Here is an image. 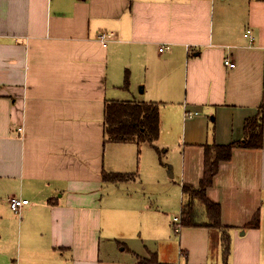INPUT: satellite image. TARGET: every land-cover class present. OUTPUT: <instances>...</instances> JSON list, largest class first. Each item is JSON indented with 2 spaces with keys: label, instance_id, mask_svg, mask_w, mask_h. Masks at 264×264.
<instances>
[{
  "label": "crops",
  "instance_id": "1",
  "mask_svg": "<svg viewBox=\"0 0 264 264\" xmlns=\"http://www.w3.org/2000/svg\"><path fill=\"white\" fill-rule=\"evenodd\" d=\"M113 100L159 103V139L174 142L163 169L154 159V190L172 185L181 218L208 149L237 142L207 188L227 258L221 228L182 224L174 237L172 210L133 187L140 143L106 140ZM261 107L264 0H0V264H264V142H240ZM12 195L30 200L20 213Z\"/></svg>",
  "mask_w": 264,
  "mask_h": 264
},
{
  "label": "trees",
  "instance_id": "2",
  "mask_svg": "<svg viewBox=\"0 0 264 264\" xmlns=\"http://www.w3.org/2000/svg\"><path fill=\"white\" fill-rule=\"evenodd\" d=\"M161 131L160 105L157 102L119 101L106 102L104 116V133L106 140L112 141H136L150 142L157 147ZM264 140V117L263 107L254 117H249L244 125V137L240 141L244 146L262 147ZM237 143V142H236ZM234 142L218 145L206 153L205 167L202 179L198 187L191 184H184L183 191L186 199L182 208V224L198 225L205 224L215 228H221L223 254L227 258L230 251V234L221 220V206L211 200L207 195V188L213 183L221 160L229 159L233 154ZM212 145L209 147L211 148ZM158 149V147H157ZM134 173H107L104 172L105 180L120 181L131 179ZM195 200H200L206 207L208 222L198 219L197 205ZM260 214L256 212L253 219L247 224L250 227H258Z\"/></svg>",
  "mask_w": 264,
  "mask_h": 264
},
{
  "label": "rangeland",
  "instance_id": "3",
  "mask_svg": "<svg viewBox=\"0 0 264 264\" xmlns=\"http://www.w3.org/2000/svg\"><path fill=\"white\" fill-rule=\"evenodd\" d=\"M172 142H174V136L172 135V133L169 131H164L162 137L156 141V145L158 149L157 147L152 145L150 142H145V143L140 142V145H137V144L135 145L136 151L140 150L139 160H141V165H142V174L140 175L141 179L140 178L139 179L143 180L144 183H142V181L137 179V182L133 183L132 185L133 187H138L139 189H141V187L143 186H146V188H148V190L151 192L150 204L155 207H157V204H159L160 208L163 211L169 212V210H172V213L169 216L171 217V219L172 218L174 219L175 215H180L181 203L179 202L180 197L178 193H175L174 190H170V187L172 185L167 184L166 180L161 181V184L166 183V185L161 186L160 191L157 192L154 190V188L157 186V183L156 181H154V179L158 178V172L154 170L155 168L154 159H156V161L158 162V165H159L158 167L159 168L161 167L163 169L164 165H160V161L165 162V163L169 162L170 154L167 153L165 149L167 146H171ZM211 152L214 153V150L211 149ZM165 171H166L165 173H166V178H167V175L169 174V172L167 173L166 169ZM110 188H112V186ZM103 191L104 192L110 191L107 185H104ZM199 205H200V208L203 209L204 211L205 209L204 204H202L203 206L201 204ZM171 229L169 232L174 237L178 236L177 233H175L173 230L174 227L173 228L171 227ZM213 231H218V230L214 228ZM216 235H217L216 233L213 235V238H212L213 243H216L215 241L218 240V237Z\"/></svg>",
  "mask_w": 264,
  "mask_h": 264
},
{
  "label": "built area",
  "instance_id": "4",
  "mask_svg": "<svg viewBox=\"0 0 264 264\" xmlns=\"http://www.w3.org/2000/svg\"><path fill=\"white\" fill-rule=\"evenodd\" d=\"M248 34H249V30H248ZM113 33L112 32H107V31H102L100 34H99V39L106 43L108 41V38L110 36H112ZM170 45L169 44H166V45H162L160 47V50H164L165 48H169ZM225 63L230 65V66H234L235 63L229 58L227 57L225 59ZM30 202V200L28 198H25V197H22V196H18V195H12L11 197H9V203H10V206L11 208L16 211V212H21V209L24 205L28 204ZM173 226H174V229L179 232L180 229H181V226H182V218H181V215H177L174 217L173 219Z\"/></svg>",
  "mask_w": 264,
  "mask_h": 264
}]
</instances>
